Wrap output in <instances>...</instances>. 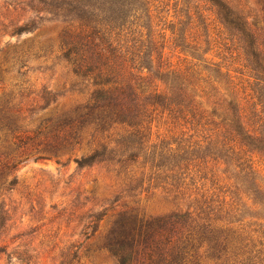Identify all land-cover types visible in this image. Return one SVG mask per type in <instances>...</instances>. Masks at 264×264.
<instances>
[{"label": "rangeland", "instance_id": "1", "mask_svg": "<svg viewBox=\"0 0 264 264\" xmlns=\"http://www.w3.org/2000/svg\"><path fill=\"white\" fill-rule=\"evenodd\" d=\"M222 1L231 11L243 12L248 28L264 44V0ZM165 7L163 18L156 19L157 26L153 24L152 28V36L162 46L153 52V72H158L159 67L206 65L173 46L172 34L163 29L176 21L175 14L181 6L175 9V1L167 0ZM84 12V6L76 0H0L3 124L30 133L32 138L20 147L10 141L9 134L1 136L0 214L4 227L0 230V264H118L105 243L120 214L134 212L146 218H162L190 211L196 217L200 213L197 203L205 200L212 208H221V212H208L207 217L201 214L196 222L189 220L179 237L194 246L196 263L217 264L207 258L210 242L203 243L204 239H222L221 230L242 227L254 236L260 225L264 227V205L246 191L238 158L232 151L222 149L220 154L206 149L201 127L161 109L154 111L147 124L150 146L178 150L190 159L188 189L183 193L172 190L163 180H155L156 170L151 163H142V156L138 163L124 167L107 163L80 168L75 162L104 143L114 147L113 141L129 132L111 124L105 134L98 135L96 126H90L72 128L74 140L66 139L70 132L66 122L85 106L91 89L88 81L74 73V66L66 58L70 37L85 29ZM206 15L211 17L207 21L210 39L219 41L220 32L229 38L215 16L210 12ZM191 31V36L202 34ZM146 33L148 30L143 31L142 41ZM232 44L222 42L221 51L212 46V52L201 57L220 64L218 80L208 79L212 74L207 72L199 77L204 81L193 80L198 101L207 114H217L215 121L228 107L223 99L233 101L236 110L238 105L244 112L249 105L250 74L243 69V50L238 43ZM158 86L163 89L160 83ZM247 155L264 177V157L255 152Z\"/></svg>", "mask_w": 264, "mask_h": 264}, {"label": "trees", "instance_id": "2", "mask_svg": "<svg viewBox=\"0 0 264 264\" xmlns=\"http://www.w3.org/2000/svg\"><path fill=\"white\" fill-rule=\"evenodd\" d=\"M78 1L85 8V29L70 37L71 41L66 44V58L74 66V73L88 81L91 89L90 93L87 91L89 97L85 106L69 116L66 128L70 132L66 133V139L74 140L75 128L82 130L96 126L98 135L105 134L111 124L129 129L120 140L113 141L116 144L114 147L107 142L76 159L78 167L107 163L124 167L138 163L142 156V163L149 162L156 170L155 180H163L172 190L183 193L188 189L186 172L190 159L180 155L178 150L149 145L147 124L154 111L161 109L178 120L201 127L205 131L203 143H207V150L213 149L220 154L222 149L227 153L232 151L238 158L246 191L264 205V177L247 155L255 152L264 157V44H260L258 36L248 28L243 12L231 11L222 0H174L175 9L181 8L176 11V21H171L169 27L163 30L172 34V44L176 49L206 65L194 64L187 68L166 65L168 67H159L154 73L153 52L159 51L162 46L152 36V28L156 19L163 18L161 14L165 12L167 0ZM207 6L209 8L205 10ZM206 12H210L224 26L229 38L223 37L225 34L220 32L217 35L219 41L210 39L207 21L211 17H207ZM144 30L148 33L142 41ZM191 30L202 34L191 36ZM222 42L226 46L238 43L243 50L246 62L243 69L250 74L251 93L246 112L238 105L236 110L233 101L223 99L228 107L222 109L224 114L223 117L219 115L218 122L214 119L217 114L209 115L202 108L198 95L194 93L193 80L200 81L202 72L212 74L208 76L210 80L211 77L217 80L221 77L220 64L208 62L206 57L202 60L201 57L212 52L213 47L221 51ZM218 56L219 53L215 57ZM128 64L131 66L128 67ZM158 83L163 85L162 90L158 88ZM213 90L216 91V88L213 87ZM4 112L0 99V140L1 136L8 137L9 134L10 141L17 146L31 142L30 133L4 126ZM230 112H233L232 118L228 117ZM196 206L200 212L197 216L202 214L207 217L208 212L212 214L215 210L221 212V208H212L207 200L198 202ZM194 214L187 211L169 217L146 218L134 212H125L115 222L105 248L118 264H198L194 258V246L179 237L189 220L196 222ZM101 220L102 217L95 222ZM3 227L4 219L0 214V230ZM263 228L260 225L259 230H255L254 236L260 234L257 238L247 234L242 227L221 230L222 239H204L203 243L210 242L207 258L217 264H264ZM94 229L96 231V227ZM0 252H3L2 249Z\"/></svg>", "mask_w": 264, "mask_h": 264}]
</instances>
